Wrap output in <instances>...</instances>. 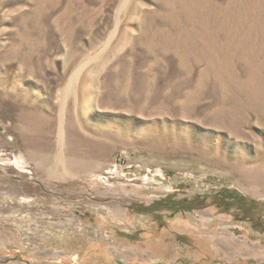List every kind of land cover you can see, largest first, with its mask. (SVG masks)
Masks as SVG:
<instances>
[{
  "label": "rangeland",
  "instance_id": "374dc122",
  "mask_svg": "<svg viewBox=\"0 0 264 264\" xmlns=\"http://www.w3.org/2000/svg\"><path fill=\"white\" fill-rule=\"evenodd\" d=\"M224 189L244 220L211 203ZM167 196L208 204L149 212ZM247 262L264 0H0V264Z\"/></svg>",
  "mask_w": 264,
  "mask_h": 264
},
{
  "label": "trees",
  "instance_id": "16d2710c",
  "mask_svg": "<svg viewBox=\"0 0 264 264\" xmlns=\"http://www.w3.org/2000/svg\"><path fill=\"white\" fill-rule=\"evenodd\" d=\"M211 203L225 212H231L236 220L241 221L248 216L249 204L247 199L234 190L224 189L217 196L212 197ZM207 204L205 197L195 196L193 198L177 199L174 196H167L151 204L152 210L149 212L170 210L171 213H176L178 211L200 208ZM248 220L253 221L254 219L249 218Z\"/></svg>",
  "mask_w": 264,
  "mask_h": 264
},
{
  "label": "flooded vegetation",
  "instance_id": "af4514ba",
  "mask_svg": "<svg viewBox=\"0 0 264 264\" xmlns=\"http://www.w3.org/2000/svg\"><path fill=\"white\" fill-rule=\"evenodd\" d=\"M193 210V209H192ZM245 264H254L253 262H247ZM259 264H264V262H260Z\"/></svg>",
  "mask_w": 264,
  "mask_h": 264
}]
</instances>
